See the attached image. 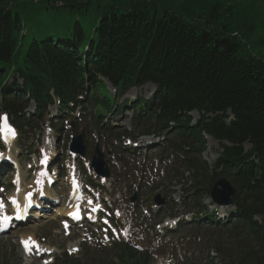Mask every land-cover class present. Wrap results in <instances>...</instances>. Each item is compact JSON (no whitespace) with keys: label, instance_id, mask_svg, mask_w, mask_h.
Listing matches in <instances>:
<instances>
[{"label":"trees","instance_id":"obj_1","mask_svg":"<svg viewBox=\"0 0 264 264\" xmlns=\"http://www.w3.org/2000/svg\"><path fill=\"white\" fill-rule=\"evenodd\" d=\"M9 1L0 4V79L4 68H14L29 86L26 91L42 101L47 87L55 86L65 98L73 88L85 87L87 78L101 82L99 75L122 91L125 83L153 78L171 113L232 110L236 120L229 126L213 121L211 133L234 142L224 153L231 165L262 169L254 185L241 182L256 192L242 207L250 215L264 209V54L254 55L242 39L251 43L254 33L248 18L233 35L235 28H203L176 13L157 14L164 3L187 9L206 0H63V12L52 14L49 5L32 0H11L9 10ZM70 8L77 9L79 22L65 20ZM247 141L257 162L244 155ZM237 248L238 264H264V246L253 235H244Z\"/></svg>","mask_w":264,"mask_h":264},{"label":"rangeland","instance_id":"obj_2","mask_svg":"<svg viewBox=\"0 0 264 264\" xmlns=\"http://www.w3.org/2000/svg\"><path fill=\"white\" fill-rule=\"evenodd\" d=\"M233 1L236 3L239 0H233ZM252 1L254 2L252 3L253 4L252 12L254 14H260V18L264 19V0H252ZM262 47L263 45L258 43L253 45V49L256 52H259V50ZM150 89L151 88L149 86H145L143 87L141 92L140 91L131 92L130 94L127 95V97H133L135 96V94L139 95L140 93L141 95H147ZM104 92L106 94L108 93L106 88L104 89ZM90 123H92V121ZM121 123L122 121L114 122L113 124L115 125V127L118 128V130L121 131L122 128H124L122 127ZM80 130L86 132L90 144V148H92L95 139L92 136L93 130L91 129L90 125L83 122L82 125L80 126ZM33 134L35 135L26 141L22 140L21 143L23 146H33L34 147L33 150H37L39 148L38 139H41L43 141L45 136L47 135L45 132L44 125H41L40 128L36 129L33 132ZM68 135H70V133H66L62 136L63 137V140L61 141L62 146L64 145L63 143L68 140L67 139ZM49 136L50 138H52L53 136H56V133H51ZM212 147L213 149L217 148V144L213 143ZM111 150L112 149L110 148V151ZM29 156L31 159L34 157L33 151L31 154H29ZM203 157L206 158V156ZM27 162L28 161L24 160V165H23L24 171L28 170ZM4 177H6L7 181L10 182L12 175L8 174L5 176L3 175L0 176V178H4ZM175 186L178 187L180 185L178 184ZM207 187H208L207 177L202 176L200 178V181L196 184V189L198 190L199 193L203 194L204 191L201 190ZM185 188L187 189L186 185L182 187V189ZM53 194H59L61 198L67 197L64 188H55ZM151 196H152L151 190L147 189L144 193V197L142 198V203L148 202ZM54 207H56V205ZM56 209L57 208H52L51 210L48 211V215H45L44 218L32 219L30 222H27L25 225L19 226L17 227L16 230L11 231L10 234L0 237V264H41L40 260L32 261V260H27L24 257L19 245V238H21L22 235L25 234L35 235L43 239V241H45L47 244L52 245L53 248H55L56 251L55 256L57 257L55 264H70L69 260L66 261L64 259V255H65L64 252L65 250L72 251L70 246L74 244L79 246L80 251H78L75 255H71V256L80 259L81 264H121V260L118 257H116V255H114V250H113L114 247L110 249L112 247L110 240L104 242L103 241L97 242L96 240H93V241H89L88 243H84L82 240V236L80 235V230H74L70 236L68 237L65 236L60 226V219H57L55 221H49L51 215L55 213ZM159 222H163V219H161ZM205 235H206L205 230H203V235H201V238L206 239ZM99 243H105L108 245L105 247L94 246ZM172 250H173L172 246L168 245L167 247L161 248L158 251H163L162 258L170 259L171 257L169 256V253H171ZM169 261L170 260H168V262ZM162 263L163 262H161L160 260L158 263L155 264H162ZM179 263L180 261L175 260L173 261L172 264H179Z\"/></svg>","mask_w":264,"mask_h":264},{"label":"snow or ice","instance_id":"obj_3","mask_svg":"<svg viewBox=\"0 0 264 264\" xmlns=\"http://www.w3.org/2000/svg\"><path fill=\"white\" fill-rule=\"evenodd\" d=\"M0 121L3 122V128L9 133V137L14 139L15 138V130L11 128V126L8 124V118L7 116H2L0 117ZM41 175H44L43 173ZM2 191V190H0ZM29 200H30V197H29ZM13 203H15V201H13ZM3 205L0 204V207H2ZM29 207H31V203H29ZM4 229L3 228H0V231H3ZM25 246V249L28 250V251H31V244L34 243V242H31V238H29V241H23L22 242ZM38 247V245H37ZM47 264V262H46Z\"/></svg>","mask_w":264,"mask_h":264},{"label":"bare ground","instance_id":"obj_4","mask_svg":"<svg viewBox=\"0 0 264 264\" xmlns=\"http://www.w3.org/2000/svg\"><path fill=\"white\" fill-rule=\"evenodd\" d=\"M45 182H47V179H45L42 175H39ZM73 199L74 198H69V204H71V202H73ZM26 200H24V202H25ZM24 205H21L20 207L22 208ZM61 207H63V205L61 206ZM23 240H29V238L27 237V238H25V239H23ZM31 241H33V239L31 238Z\"/></svg>","mask_w":264,"mask_h":264}]
</instances>
